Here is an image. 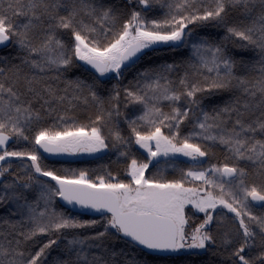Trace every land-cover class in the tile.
Masks as SVG:
<instances>
[{"label":"snow or ice","instance_id":"obj_1","mask_svg":"<svg viewBox=\"0 0 264 264\" xmlns=\"http://www.w3.org/2000/svg\"><path fill=\"white\" fill-rule=\"evenodd\" d=\"M0 53V264H264V0H0Z\"/></svg>","mask_w":264,"mask_h":264},{"label":"trees","instance_id":"obj_2","mask_svg":"<svg viewBox=\"0 0 264 264\" xmlns=\"http://www.w3.org/2000/svg\"><path fill=\"white\" fill-rule=\"evenodd\" d=\"M199 31V30H198ZM10 50H4V52H8ZM182 52L183 56H188L190 55V52L188 50H179ZM0 54H4V53H0ZM167 58L169 59V61L173 58L172 54H167ZM179 58V57H176ZM160 62V61H157ZM223 96L224 99H227V95L226 94H221ZM213 100H215L216 102H219V100L217 98H213ZM208 103V101H206V104ZM217 157L218 158H223V153L220 149H217ZM116 155L115 153H111L109 155H105V156H99V157H95L94 159L89 157V158H83L80 160H73L72 162H57L54 160H49L50 163H54L56 164L57 167H67V168H76V169H80V168H87V169H96L97 171H99L100 166L101 165H105L110 167L113 170L116 169H123V163H116ZM166 174H172V171H168L166 172ZM259 210V209H257ZM0 214H6V213H2L0 212ZM88 218V217H85ZM58 250L54 249L49 257V260H53L58 256ZM209 256L205 255V254H201L199 256H191V257H183L182 261L183 264H207V261L209 260Z\"/></svg>","mask_w":264,"mask_h":264},{"label":"water","instance_id":"obj_3","mask_svg":"<svg viewBox=\"0 0 264 264\" xmlns=\"http://www.w3.org/2000/svg\"><path fill=\"white\" fill-rule=\"evenodd\" d=\"M79 156L82 158H89L91 156V154L80 153ZM75 157H76V154L75 155L63 154V155H59V156H51L49 158V160H54L57 162H72L75 159Z\"/></svg>","mask_w":264,"mask_h":264},{"label":"rangeland","instance_id":"obj_4","mask_svg":"<svg viewBox=\"0 0 264 264\" xmlns=\"http://www.w3.org/2000/svg\"><path fill=\"white\" fill-rule=\"evenodd\" d=\"M90 157L94 159L95 157H99V156H98V154H91ZM80 159H83V158L80 157L79 154H76V157L74 160H80ZM168 171H170V169Z\"/></svg>","mask_w":264,"mask_h":264}]
</instances>
